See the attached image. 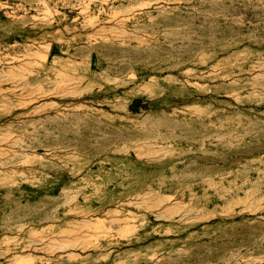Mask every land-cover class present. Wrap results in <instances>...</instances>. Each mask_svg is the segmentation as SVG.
Here are the masks:
<instances>
[{
  "label": "rangeland",
  "instance_id": "1",
  "mask_svg": "<svg viewBox=\"0 0 264 264\" xmlns=\"http://www.w3.org/2000/svg\"><path fill=\"white\" fill-rule=\"evenodd\" d=\"M0 264H264V0H0Z\"/></svg>",
  "mask_w": 264,
  "mask_h": 264
},
{
  "label": "water",
  "instance_id": "2",
  "mask_svg": "<svg viewBox=\"0 0 264 264\" xmlns=\"http://www.w3.org/2000/svg\"><path fill=\"white\" fill-rule=\"evenodd\" d=\"M136 103H137V105H138V104H140V102H139V101H137Z\"/></svg>",
  "mask_w": 264,
  "mask_h": 264
}]
</instances>
